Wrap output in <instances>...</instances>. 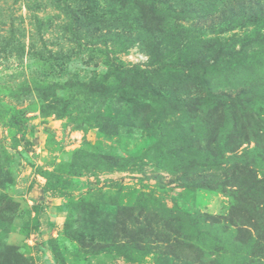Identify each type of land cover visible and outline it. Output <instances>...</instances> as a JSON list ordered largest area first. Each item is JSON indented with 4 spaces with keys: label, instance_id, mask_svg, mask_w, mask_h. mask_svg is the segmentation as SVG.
I'll return each instance as SVG.
<instances>
[{
    "label": "rangeland",
    "instance_id": "374dc122",
    "mask_svg": "<svg viewBox=\"0 0 264 264\" xmlns=\"http://www.w3.org/2000/svg\"><path fill=\"white\" fill-rule=\"evenodd\" d=\"M263 20L264 0H0V264H264V182L204 185L236 124L264 181ZM243 88L237 119L202 99Z\"/></svg>",
    "mask_w": 264,
    "mask_h": 264
},
{
    "label": "trees",
    "instance_id": "16d2710c",
    "mask_svg": "<svg viewBox=\"0 0 264 264\" xmlns=\"http://www.w3.org/2000/svg\"><path fill=\"white\" fill-rule=\"evenodd\" d=\"M264 21V20H263ZM201 98H196V101H200ZM204 100L205 103H209V102H216V107L214 112V115L216 113L219 114V116H223L224 114L221 113V111H223L224 113L230 112L233 114L234 118L237 119L238 118V111L243 110L242 112V116H244V112H246V110L250 107L253 108V103L255 101V93L254 91H247L245 88H243L241 91L236 92V93H225V92H221L219 94H211V99H204V97L202 98ZM195 104V103H194ZM261 108H263L262 105H260ZM226 108H229L228 110H226ZM255 116H259L258 113L255 115H250V117L252 119H256ZM260 122L256 121L255 124V130H253L252 133L255 132V135H253L252 137L254 139L258 138H262L264 135V118H260ZM261 125V128L257 129V126ZM223 127H219V131H221L220 129H222ZM234 130L235 133L232 134L234 139H230L229 142H224L226 144H224L223 147V151L219 149V151H216L215 154V158L220 156L221 159L224 161L223 164L229 163L234 161L233 165L228 167L226 173H221L219 177H215L216 180H208L207 182H205V186H207L208 189L213 188V189H217L218 191H222L223 193H228L229 191L227 190L228 184H227V180H228V175L231 172L232 174V179L234 180V182H238L240 184L242 183H250V187L249 190H252L254 188V186H258L256 184L258 183H263L264 181H262V179H258L256 177V175H252V171H250V167H253V165L251 164H247V161H244L245 158V154H239L240 148L242 146L243 143H246L248 141L251 140V138L245 134V136H243V141L240 140L242 138L241 135L243 134H239V129H238V124H236L234 126ZM257 141V140H256ZM229 143V144H227ZM257 143V142H256ZM208 146H219V141L217 140V138H208ZM260 143H258L259 145ZM257 148V147H256ZM254 148L253 150L250 149L251 152H257V149ZM208 150H210V148H208ZM233 154V156H227V153ZM247 153V152H246ZM261 158H258L259 163H263L264 164V156H260ZM249 160V158H248ZM250 162V160H249ZM223 171L226 170V168H222ZM234 185V184H233ZM232 185V186H233ZM230 186V185H229ZM262 189H264V183L262 186ZM230 197V199L232 200L233 195H228ZM215 223V225L220 224V220L219 219H212ZM251 239V238H250ZM264 244V242H263Z\"/></svg>",
    "mask_w": 264,
    "mask_h": 264
}]
</instances>
